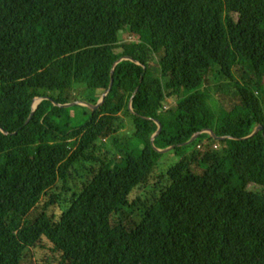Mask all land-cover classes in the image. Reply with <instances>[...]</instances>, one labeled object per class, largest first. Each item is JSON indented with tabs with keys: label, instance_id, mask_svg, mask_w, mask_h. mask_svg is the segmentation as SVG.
<instances>
[{
	"label": "trees",
	"instance_id": "16d2710c",
	"mask_svg": "<svg viewBox=\"0 0 264 264\" xmlns=\"http://www.w3.org/2000/svg\"><path fill=\"white\" fill-rule=\"evenodd\" d=\"M0 128V264H264V0H0Z\"/></svg>",
	"mask_w": 264,
	"mask_h": 264
},
{
	"label": "rangeland",
	"instance_id": "374dc122",
	"mask_svg": "<svg viewBox=\"0 0 264 264\" xmlns=\"http://www.w3.org/2000/svg\"><path fill=\"white\" fill-rule=\"evenodd\" d=\"M119 37H120V40L122 41V42H127V41H135L137 38L136 37H134V36H132L128 31H120L119 32ZM247 74H250V73H247ZM237 77H240L238 74H237ZM209 79V83L207 84V87H208V89H209V92H210V94L212 95V93H213V90H212V87H211V85H214L213 83H214V80L211 78V77H209L208 78ZM213 99H214V97H212ZM170 101H172V100H169V105H168V107L169 106H171L170 105ZM85 102V101H84ZM171 104L173 105L174 104V101H172L171 102ZM71 115H72V117H80L81 116V109L80 108H78V107H73L72 109H71ZM123 118H124V126H123V128L120 130V131H118V133H117V135H118V137L119 138H123V137H128L129 135H130V131H133V127H132V124H131V121L127 118V117H125V116H123ZM132 137V136H131ZM131 137H129V138H131ZM129 138H127L126 140H125V144H127L128 142H129ZM109 141H110V139H106L104 142L105 143H107V144H109ZM120 147V146H119ZM132 147V146H131ZM107 150H111V154L114 156V157H119L120 155H121V150H119V148L118 147H115L114 145L112 146V147H108V146H106V147H104L103 148V150H102V152H106ZM165 155L163 156V158H162V160H161V163H165L161 168H160V172H162V171H165V168L167 167H169V166H171L172 164H174L177 160H178V157H176L175 155H173V153H171V152H169V153H164ZM98 155H101V152H98ZM165 158V159H164ZM83 171H85L84 169L83 170H80V174L81 175H83V174H85L84 176H86L87 175V172L85 171V172H83ZM80 178V177H79ZM81 181V179H77V182L78 181ZM70 184L73 186L74 185V183H73V181L72 180H70ZM150 185H152V184H150ZM154 188L153 187H151V190H153ZM139 193V192H138ZM140 194H143L144 196H145V192L143 193V192H141ZM143 196V197H144ZM142 197V198H143ZM144 199V198H143ZM139 205H140V203H138V202H136V204H134L133 206H132V209H126V214L129 216V217H135L137 214H138V212L140 211L139 210ZM41 208H42V205H38L28 216H29V218L31 219V221H33L40 213H41ZM36 258H37V254H36V252L35 251H33V250H31V252L29 253V255L27 256V258L25 259V262H24V264H36Z\"/></svg>",
	"mask_w": 264,
	"mask_h": 264
},
{
	"label": "water",
	"instance_id": "95a60500",
	"mask_svg": "<svg viewBox=\"0 0 264 264\" xmlns=\"http://www.w3.org/2000/svg\"><path fill=\"white\" fill-rule=\"evenodd\" d=\"M125 59L134 61V59H132V58H130V57H124V58L119 59V60L117 61V63H119V62H121L122 60H125ZM117 63H116V64H117ZM136 63H138V62H136ZM113 76H114V71H112V77H111V83H110L109 90L103 94L102 98L99 100V102L97 103V105H92V104L87 103V102H81V101H79V102H73V103H70V104L60 105V106H61V107H72V106H75V105H82V106H86V107H88L89 109H92V110H96V109H98L99 107L102 106V104L104 103V101H105V99H106V96L108 95V93L111 91V89H112V87H113V83H114ZM136 93H137V90L134 92V96L136 95ZM36 101H37V104L34 103V106H33V112H32V114H31V117L26 121V124H28V123L30 122V120L32 119V117H33V115H34V113H35V110L37 109V107H38L39 103L42 101V99L39 98V99H36ZM36 101H35V102H36ZM131 106H132V105L130 104V109L132 110V107H131ZM132 111H133V110H132ZM155 123L158 125V131H157L156 134L153 136V138H152V142H154L155 138L160 134V132H161V130H162V125H161V123L158 122V121H156V120H155ZM0 130H1L4 134L8 135V133H7L6 131H4L2 128H0ZM262 130H263V127H262V126L257 127V128L255 129V131H254L250 136H248L247 138H250V137H253V136L257 135L258 132H260V131H262ZM204 132H208V133H210V134L214 137V139H220V140H222V139L228 138V137L218 138V137L214 134V132H213L212 130H204L203 132H200V133L195 134V135L191 138V140L188 141L187 143H185L184 145H190L191 143H193V142L197 139V137H198L201 133H204ZM247 138H246V139H247ZM173 148H174V147H170V148H167V149H165V150H160V149H157V148H156V149L154 148V149L157 150V151H159L160 153H165V152L170 151V150L173 149Z\"/></svg>",
	"mask_w": 264,
	"mask_h": 264
},
{
	"label": "bare ground",
	"instance_id": "6f19581e",
	"mask_svg": "<svg viewBox=\"0 0 264 264\" xmlns=\"http://www.w3.org/2000/svg\"><path fill=\"white\" fill-rule=\"evenodd\" d=\"M35 104H37V101L35 102Z\"/></svg>",
	"mask_w": 264,
	"mask_h": 264
}]
</instances>
